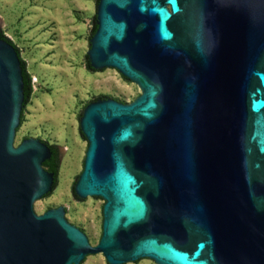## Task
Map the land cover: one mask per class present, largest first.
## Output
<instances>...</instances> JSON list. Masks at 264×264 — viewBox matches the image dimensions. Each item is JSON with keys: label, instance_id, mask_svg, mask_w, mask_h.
Returning <instances> with one entry per match:
<instances>
[{"label": "water", "instance_id": "water-1", "mask_svg": "<svg viewBox=\"0 0 264 264\" xmlns=\"http://www.w3.org/2000/svg\"><path fill=\"white\" fill-rule=\"evenodd\" d=\"M97 1L89 71L141 91L78 117L87 151L72 194L105 201L100 241L64 207L34 212L54 190L52 152L14 145L24 80L0 38V264H264V0Z\"/></svg>", "mask_w": 264, "mask_h": 264}, {"label": "rangeland", "instance_id": "rangeland-1", "mask_svg": "<svg viewBox=\"0 0 264 264\" xmlns=\"http://www.w3.org/2000/svg\"><path fill=\"white\" fill-rule=\"evenodd\" d=\"M96 14V0H0V29L20 49L33 79L34 92L24 109L15 146L34 138L57 145L62 161L58 185L34 204L42 215L64 207L68 222L86 234L96 246L102 234L104 200L77 202L72 187L83 171L87 142L79 135L78 117L86 104L98 96L125 103L140 94L139 87L125 81L115 70L90 72L85 58ZM82 264H107L102 254L90 255ZM128 264H156L141 259Z\"/></svg>", "mask_w": 264, "mask_h": 264}, {"label": "trees", "instance_id": "trees-1", "mask_svg": "<svg viewBox=\"0 0 264 264\" xmlns=\"http://www.w3.org/2000/svg\"><path fill=\"white\" fill-rule=\"evenodd\" d=\"M98 2H99V0L97 1V3ZM96 31H97V25H96V16H95L94 26L92 28V36H94ZM0 38L3 39V40H6L10 44H12L16 48V50H17V52H18V54L20 56L22 73H23V80H24V103H23V110H22V113H21V122H22L23 118H24V109L30 103V101L32 99V96H33V92H34L33 79H32L31 74L28 71L27 62L25 60H23L22 57H21L20 49L14 44V42L11 39H9L5 35L4 31H2L1 29H0ZM86 60H87V62H86L87 69L90 70V71H95L93 68H91L89 60H88V57H86ZM110 98L111 97L104 96V95L103 96H98V97L92 99L89 103L95 102V101L100 100V99H110ZM115 100H117V99H115ZM117 101L122 102L120 100H117ZM122 103H125V102H122ZM88 104L85 105V107L83 109V112H84V110H85V108L87 107ZM83 112H82V115H83ZM21 122H20V124H21ZM82 136H83V134H82ZM43 142H45V141H43ZM49 146H50L52 155H51V158L49 160H47L43 164V167L48 172L55 174V184H54V190H55L57 185H58V178H59V172H60V166H61V161H60V157H59V146H57V145H49ZM78 179H79V177L77 178L76 182L78 181ZM73 194H74L75 197H77L75 195V193H74V187H73ZM80 230H82V229H80Z\"/></svg>", "mask_w": 264, "mask_h": 264}, {"label": "flooded vegetation", "instance_id": "flooded-vegetation-1", "mask_svg": "<svg viewBox=\"0 0 264 264\" xmlns=\"http://www.w3.org/2000/svg\"><path fill=\"white\" fill-rule=\"evenodd\" d=\"M61 156V149H60V147H59V157Z\"/></svg>", "mask_w": 264, "mask_h": 264}]
</instances>
